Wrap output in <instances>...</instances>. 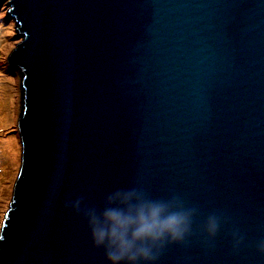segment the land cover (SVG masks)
<instances>
[{
	"label": "water",
	"instance_id": "1",
	"mask_svg": "<svg viewBox=\"0 0 264 264\" xmlns=\"http://www.w3.org/2000/svg\"><path fill=\"white\" fill-rule=\"evenodd\" d=\"M0 23V264H107L68 205L130 188L194 210L159 264H264V0H0Z\"/></svg>",
	"mask_w": 264,
	"mask_h": 264
},
{
	"label": "clouds",
	"instance_id": "2",
	"mask_svg": "<svg viewBox=\"0 0 264 264\" xmlns=\"http://www.w3.org/2000/svg\"><path fill=\"white\" fill-rule=\"evenodd\" d=\"M68 207L87 222L92 245L105 254L107 264H159L169 245L184 244L192 235L194 210L179 198L156 201L135 188L111 193L100 208L85 207L82 199ZM220 227L219 218L209 216L205 239L215 240Z\"/></svg>",
	"mask_w": 264,
	"mask_h": 264
},
{
	"label": "rangeland",
	"instance_id": "3",
	"mask_svg": "<svg viewBox=\"0 0 264 264\" xmlns=\"http://www.w3.org/2000/svg\"><path fill=\"white\" fill-rule=\"evenodd\" d=\"M7 57L6 40L0 23V68ZM11 117L8 100L0 97V135ZM14 174L12 167L7 161L5 154L0 144V207L4 201L9 184L13 179Z\"/></svg>",
	"mask_w": 264,
	"mask_h": 264
}]
</instances>
